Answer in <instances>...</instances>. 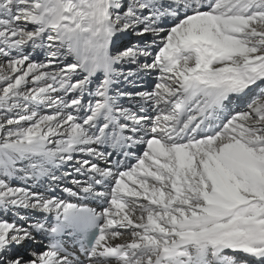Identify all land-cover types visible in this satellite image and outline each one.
<instances>
[{
	"label": "bare ground",
	"instance_id": "bare-ground-1",
	"mask_svg": "<svg viewBox=\"0 0 264 264\" xmlns=\"http://www.w3.org/2000/svg\"><path fill=\"white\" fill-rule=\"evenodd\" d=\"M109 2L96 0L88 23L68 26L57 19L45 24L56 28L60 41L57 47L44 46L42 55L71 60L65 54L67 44L75 57L88 65L82 68L86 71L84 86L95 76L104 74L106 78L123 63L138 58L137 52L129 51L112 61L109 45L116 33L107 19ZM55 8L59 10L56 4ZM43 11L42 18L49 19V13ZM146 26L150 28L148 23ZM213 32L216 28L207 34L237 49L239 59L235 53L223 54V48L220 54L216 49L212 52V42L183 40V46L172 54L187 51L195 60L172 66L169 55H164L163 69L160 63L149 65L152 70L154 66L163 70L154 88L150 91L146 83L145 88L140 83L141 88L128 94L131 106L117 109L109 99L108 80L96 92L77 87L82 94L71 100L65 74L47 75L40 67L27 65L23 57L17 63L7 62L10 70L0 76V83L7 80L10 85L6 91L3 89L0 102L19 100L24 85L30 83L37 107L12 127L6 141H1L0 129V263L58 261L55 255L40 249L28 261L17 258L8 262L2 244L34 239L36 232L43 235L52 220L74 206L64 193L73 200L92 201L103 217L101 228H111L100 237L95 256L121 248L126 253L125 260L109 262L92 256L87 264H238V257L264 261V233L252 234L264 228V211L249 215L245 225L240 217L254 196L264 195V184L250 182V174L264 182V152L258 153L259 145L247 136L262 125L251 120V115L259 116L264 111V87H259L264 78V60L251 54L244 42L231 36H214ZM195 46L209 51V58L203 59ZM35 74L40 78H33ZM252 90V96L259 98H252L251 107H241L243 116L230 115L222 127L224 133L215 137L222 126L220 118L228 112L224 110L229 97L234 95L231 99L236 101L248 98ZM72 103L79 113L68 108ZM198 134L203 135L199 141ZM116 145L131 149L141 145L140 154H135L136 161L131 164L134 166L123 162L115 169ZM61 167L62 171H56ZM40 173L50 175L47 190L28 179ZM96 175L108 179V185L100 191L89 185ZM9 176L20 184L14 186L17 181H10ZM101 197L105 201L98 206ZM118 226L126 231H117ZM40 241L36 238V243ZM3 257L8 263L1 260Z\"/></svg>",
	"mask_w": 264,
	"mask_h": 264
},
{
	"label": "rangeland",
	"instance_id": "rangeland-1",
	"mask_svg": "<svg viewBox=\"0 0 264 264\" xmlns=\"http://www.w3.org/2000/svg\"><path fill=\"white\" fill-rule=\"evenodd\" d=\"M95 1L96 0H0V76L7 74L10 70L6 68L8 61L17 63V61L21 60L23 57L22 59L26 61L27 65L40 67L47 75L56 73L65 74L64 78L68 80L67 90L72 94L71 100H75L76 96L82 94V90H85V88L90 92H96V90L101 85L106 84L108 80L110 86V93L108 94L110 97L109 99H111L112 105L117 109L119 106V108L131 106V99L128 96L129 92L137 91L142 86L143 88L147 86L150 91L154 88L160 76L163 75V70L160 71L156 66H154L155 68L152 70L153 67L151 68L149 65L160 63L163 69L165 67L162 61L164 55H169L172 66L174 63L181 66V64H189L195 60V57L192 58V54L187 53V51H184V53L181 51L176 55L172 54L175 49L183 46V40L212 42V45H210L212 52L214 51L213 49H216V52L220 54L223 51L221 48H223V54L230 56L229 53H235V56L239 59L241 54L237 49L234 50L230 45H222L216 42L217 39L215 40L212 35L207 34L210 30H214L215 28L217 32H213L215 34L214 36L217 34L220 36L226 35L231 36L233 38L232 40L244 42L247 48L252 52L251 54L259 55L264 60V0H109L110 6L107 8V19L110 28L116 33L113 35L110 42L111 44L109 45L110 49H112L110 55L112 61L117 59L115 57L124 55L129 51L137 52L138 58L136 60L130 59L126 63H123L122 68L113 70V73L106 78H104V74L95 76V78L90 79L89 83L84 86L86 71L82 68L88 65H85L80 59L75 57L76 55L70 51V47L67 46V44L64 45L67 48L65 49V54L68 55L71 60H54L48 55H42L41 50L44 49V46H50L52 44H55L54 46L57 47L60 41L56 28H52L50 25L45 26L47 22H54L60 19L66 24H71V26L75 22L78 23L82 21V23H88L89 18L94 13ZM55 4L58 5L59 10L55 8ZM43 10L50 15L49 19L43 17L45 22H43L41 14L44 12ZM54 14L56 16H54ZM206 15H208L207 18H205ZM221 15L224 16L221 17ZM194 16L198 18L192 19L191 21L187 20ZM147 23L150 25L151 29L147 28ZM151 25H153V28ZM237 30L240 31L239 34L236 33ZM195 48L199 52L201 51L199 55H201L203 59L209 58V51L205 52L196 46ZM27 56L29 57L28 60ZM261 70L264 71V65H262ZM135 71H138V73H135ZM33 78L39 79L40 76L35 74ZM119 81L121 83H118ZM262 81L263 82L259 86L260 88L264 87V78ZM9 83L10 82L7 80L4 82L1 81L0 96L3 95L4 90L6 91L7 87L10 85ZM140 83L142 86H140ZM143 83H146V86H144ZM121 84H124V86L122 87ZM80 86H84L83 89L79 91L76 90L77 87L81 88ZM247 90H249V88H247ZM255 90L249 93L247 96L248 98H239L238 101L231 99L234 95L229 97L225 104L227 110H224V112H228L225 114L224 118H220L222 126L215 131L217 132L215 137L218 136L219 138V135L221 136L222 133H224L222 127L226 121H229L230 115L240 114L243 116L245 111L241 109V107L247 106L249 108L253 105L252 98L258 97V95L252 96ZM31 92V84L27 83L24 85L22 93H20L19 100L15 101V99H10L9 101L0 102L1 104L3 103L0 105L2 142L9 138L11 130H13L12 127L15 126L20 119L24 118L26 116L25 114H27V116L30 115L37 107V103L34 101L35 96L31 97L33 94H31ZM262 94L264 95V93ZM143 102H145V107L148 106L147 108H150V104H147V101ZM75 105V103H72L68 105V108L72 111L79 110ZM141 105H143V103H141ZM83 110L84 108L82 111ZM77 112L79 113V111ZM85 116L88 117L87 114ZM251 116V120L262 123V125L260 124L259 130H257L256 133L251 132L249 135H247V133L245 135L255 140L257 145H259L258 153L259 150L264 152V111L259 116H255L254 114ZM80 121L82 122V120ZM99 121H101V119ZM230 125L231 124H229L228 127ZM234 127L236 128V126ZM243 132L245 133V131ZM202 136L203 135L198 134L196 140L199 141L198 139L202 138ZM61 137H63V135H61L60 138ZM140 147L141 145H139V150L136 152L137 155L141 152ZM129 166L134 165L130 164ZM56 171H62V167L61 170L57 169ZM12 178L13 177L9 176L10 181H17ZM48 178H50L49 174L40 173L28 179H32L35 185H39L47 190L49 188ZM253 180H256V183L260 185L264 184L263 181L258 180L255 174H250V182L254 184L255 182H252ZM18 181L14 182L13 185H19L20 183ZM260 210L264 211V195L254 196V201L240 213L242 224L245 225L247 223L249 215H255ZM1 217L2 215L0 214V220L2 219ZM122 228L123 227L119 226L117 231L125 232L126 230ZM258 230L259 231L251 232L252 234L255 233L256 236H261L264 233V228ZM33 238L34 239L30 237L22 238V240L15 241V243L8 242L5 244L4 242L2 246L4 245V248H6L4 253L6 255V261L12 262L17 258L28 261L27 259H29V256L35 254L33 247L38 244L36 243L35 236ZM1 260L4 263H8L4 260V257L1 258ZM236 261L240 264L244 262H247V264H264L263 259L255 261L252 258H250V260L249 258L245 260L242 257H238Z\"/></svg>",
	"mask_w": 264,
	"mask_h": 264
}]
</instances>
